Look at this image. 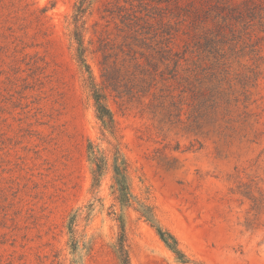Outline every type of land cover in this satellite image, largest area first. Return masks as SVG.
I'll list each match as a JSON object with an SVG mask.
<instances>
[{
	"label": "rangeland",
	"instance_id": "374dc122",
	"mask_svg": "<svg viewBox=\"0 0 264 264\" xmlns=\"http://www.w3.org/2000/svg\"><path fill=\"white\" fill-rule=\"evenodd\" d=\"M79 1L0 0V264H118L117 217L131 264H264V2L254 19L225 13L241 0H177L122 22L106 9L124 0H91L77 26L109 131L76 60Z\"/></svg>",
	"mask_w": 264,
	"mask_h": 264
},
{
	"label": "trees",
	"instance_id": "16d2710c",
	"mask_svg": "<svg viewBox=\"0 0 264 264\" xmlns=\"http://www.w3.org/2000/svg\"><path fill=\"white\" fill-rule=\"evenodd\" d=\"M124 2L128 3L129 7H127L125 4L116 3L114 7L108 8L106 9V11H108L110 15H115L120 18L122 22H147V20L153 17L163 19L164 15L161 11L164 8L163 6L174 4L177 2V0H124ZM262 2H264V0H241V4H243L244 10H239V4H227L223 6V9H225L226 14H228L230 17H234L235 19L239 18L240 16L254 19L256 17V14H258L257 7L260 6ZM90 3L91 0H80L75 8V29L73 31V38L76 43V60L79 63L82 71L88 74L89 87L94 99L96 116L100 120L103 130L111 131L114 127V119L111 111L106 104L105 93L102 91V88H99L98 85L93 81L90 67L87 64L85 56L86 47L84 46L83 27L82 24L77 26L78 21L82 20V17L84 16ZM216 8L222 9V6L217 5ZM81 23H83V21ZM148 64L155 67L154 63L152 62H149ZM118 73V70L113 69V74H111V76H107V74H105V71H102L101 76L106 77L102 81L103 87L106 88L109 86L112 89H116V75ZM88 154L93 164V185H99L103 172L105 171L106 160L98 150H95L92 147L88 149ZM126 172L127 168L125 161L121 158L119 153H116L113 162L114 182L112 188L113 193L115 194V198L121 203V205H129L131 201V194L129 191ZM140 209L141 215L144 216L147 220L153 219L150 209L145 206H140ZM117 220L119 222V234L114 245V252L117 256L118 264H131L126 244L125 224L122 218L117 217ZM72 228L73 227L71 224L69 226L70 232H72ZM157 231L160 237L165 241L167 246L178 254V244L174 237L161 228H157Z\"/></svg>",
	"mask_w": 264,
	"mask_h": 264
}]
</instances>
